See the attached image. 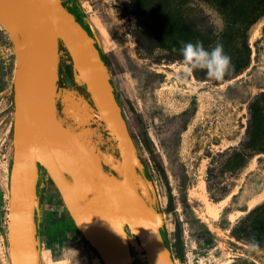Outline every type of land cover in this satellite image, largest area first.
Instances as JSON below:
<instances>
[{
    "label": "rangeland",
    "instance_id": "374dc122",
    "mask_svg": "<svg viewBox=\"0 0 264 264\" xmlns=\"http://www.w3.org/2000/svg\"><path fill=\"white\" fill-rule=\"evenodd\" d=\"M77 2L154 183L175 264H264V129L258 128L257 107L250 108L264 91V5L256 0ZM197 41L207 50L223 45L232 64L223 79H212L205 70L187 71L182 42ZM60 59L68 63L64 50ZM15 68L14 44L0 21V264H10ZM69 91L83 106L81 116L68 111ZM57 100L62 121L118 172L119 151L97 110L70 81L62 84ZM42 187L46 197L37 219L47 230L49 220L68 211L50 177L40 172L37 188ZM130 246L134 263L145 264L133 238ZM39 250L41 264H103L74 229L40 235Z\"/></svg>",
    "mask_w": 264,
    "mask_h": 264
},
{
    "label": "water",
    "instance_id": "95a60500",
    "mask_svg": "<svg viewBox=\"0 0 264 264\" xmlns=\"http://www.w3.org/2000/svg\"><path fill=\"white\" fill-rule=\"evenodd\" d=\"M69 6L61 0H0V21L16 51L10 264H41L40 170L48 174L70 217L103 264H135L131 238L145 264H175L163 237L154 183L145 173L108 66L87 29V19L79 21L74 12L79 5L72 1ZM60 44L71 58L75 80L85 87L116 143L118 172L106 171L83 137L58 114Z\"/></svg>",
    "mask_w": 264,
    "mask_h": 264
},
{
    "label": "trees",
    "instance_id": "16d2710c",
    "mask_svg": "<svg viewBox=\"0 0 264 264\" xmlns=\"http://www.w3.org/2000/svg\"><path fill=\"white\" fill-rule=\"evenodd\" d=\"M72 1L74 3H76V4H78L77 0H69V4ZM256 1H257V3L259 5H264V0H256ZM67 7H69L68 9H70V6L67 5ZM71 11H73V10H71ZM74 12H75L78 20L83 22L84 14L82 13L80 5L74 10ZM87 29L90 31L89 27H87ZM90 33L92 34L91 31H90ZM62 50H64L66 52V56L68 58V63L66 65L65 64L63 65V63H62V61L60 59L59 68H58L59 79H58V82H57L58 88H61L62 84H65L66 82L70 81L72 84H74L76 90L80 94H82L88 100V102L94 107V105H93V103H92V101H91V99L89 97V94L87 93L85 87L83 85H81L77 80H75L74 73H73V68H72L71 58H70L68 52L66 51V49L60 44L59 45V51H62ZM100 51H101V49H100ZM101 56H102L104 62L107 64V61H106L105 56L103 55L102 51H101ZM254 107H257V109H258L257 110L258 111V113H257L258 114V117H257L258 118V128H259V130H262V129H264V91L251 104L250 108L252 109V111L254 110ZM61 108H62V105L58 101L57 102V109H58L59 116H61ZM144 142H145V144H147L146 141H144ZM104 168H105L106 171L111 172V169L108 166L104 165ZM158 170L163 175V178L165 179V182H166V184L168 186L167 177H166V174H165L164 169L162 168V166H159ZM42 173L44 175H48L45 171H43ZM145 173L148 176V178L150 179V176H149V174H148V172L146 170H145ZM50 181L54 185V183L52 182L51 179H50ZM38 196H39L38 198H39L40 206H42L44 204V202H45V197H46V188L45 187H42L40 190H38ZM60 200L62 201L61 197H60ZM172 206H173V197H172L171 191L169 189L168 205H167L166 209L168 211H170V210H172ZM68 229H74L77 232V234L83 238L84 242L92 250L93 254L97 257V259L99 261H101V259L98 256L97 252L90 247V245L85 240L84 236L79 231V229L75 225L74 221L72 220V218L70 217L68 212H67V215L60 216L59 219L56 220V221L49 220V226H48L47 230H43L40 227V235L41 236L42 235H46V236H50V237H56L58 233L66 231ZM162 233H163V237L165 239V242H166L167 246L170 248V245H169V242H168V238H167V232H166L165 227H163ZM230 264H255V263H253V262H245V261H242V262L237 261V262L230 263Z\"/></svg>",
    "mask_w": 264,
    "mask_h": 264
},
{
    "label": "clouds",
    "instance_id": "9594fccd",
    "mask_svg": "<svg viewBox=\"0 0 264 264\" xmlns=\"http://www.w3.org/2000/svg\"><path fill=\"white\" fill-rule=\"evenodd\" d=\"M182 63L189 73L205 70L208 77L221 80L231 68V58L225 53L223 45L217 43L211 50L205 49L199 41L196 43L182 42L180 48Z\"/></svg>",
    "mask_w": 264,
    "mask_h": 264
},
{
    "label": "bare ground",
    "instance_id": "6f19581e",
    "mask_svg": "<svg viewBox=\"0 0 264 264\" xmlns=\"http://www.w3.org/2000/svg\"><path fill=\"white\" fill-rule=\"evenodd\" d=\"M64 101L66 103L69 113H71L73 116H81L83 106L71 91L67 92L64 95Z\"/></svg>",
    "mask_w": 264,
    "mask_h": 264
},
{
    "label": "flooded vegetation",
    "instance_id": "af4514ba",
    "mask_svg": "<svg viewBox=\"0 0 264 264\" xmlns=\"http://www.w3.org/2000/svg\"><path fill=\"white\" fill-rule=\"evenodd\" d=\"M61 2L63 3V5H64L65 7H67V5L69 6V3L67 4L64 0H61ZM67 8H69V7H67ZM40 172H43V170H40Z\"/></svg>",
    "mask_w": 264,
    "mask_h": 264
}]
</instances>
